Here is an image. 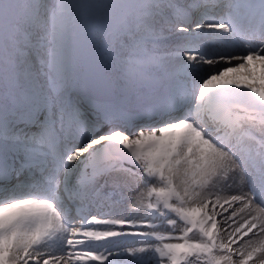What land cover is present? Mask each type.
Masks as SVG:
<instances>
[{
    "label": "snow or ice",
    "instance_id": "snow-or-ice-1",
    "mask_svg": "<svg viewBox=\"0 0 264 264\" xmlns=\"http://www.w3.org/2000/svg\"><path fill=\"white\" fill-rule=\"evenodd\" d=\"M0 264H264V0H0Z\"/></svg>",
    "mask_w": 264,
    "mask_h": 264
}]
</instances>
